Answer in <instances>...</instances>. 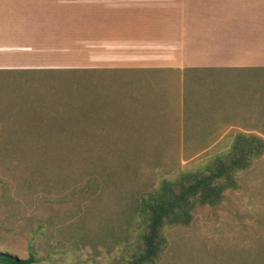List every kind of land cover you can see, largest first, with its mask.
Returning a JSON list of instances; mask_svg holds the SVG:
<instances>
[{
    "label": "rangeland",
    "instance_id": "rangeland-1",
    "mask_svg": "<svg viewBox=\"0 0 264 264\" xmlns=\"http://www.w3.org/2000/svg\"><path fill=\"white\" fill-rule=\"evenodd\" d=\"M32 73L0 72V252L21 259L35 252L34 264H128L142 194L218 150L236 130L264 136V70L201 71L177 97L151 99L142 85L144 95L128 99L122 80L109 84L98 113L107 111L108 130L125 112L129 130L159 136L124 147L119 126L108 148L62 140L69 146L54 150L59 135L36 131L91 133L92 85ZM208 115L213 123L190 128ZM173 118H184L185 127L166 132ZM164 234L151 264H264V156L238 174L221 203L197 206L188 225Z\"/></svg>",
    "mask_w": 264,
    "mask_h": 264
},
{
    "label": "crops",
    "instance_id": "crops-1",
    "mask_svg": "<svg viewBox=\"0 0 264 264\" xmlns=\"http://www.w3.org/2000/svg\"><path fill=\"white\" fill-rule=\"evenodd\" d=\"M50 68L134 71L177 97L201 71L264 68V0H0V71Z\"/></svg>",
    "mask_w": 264,
    "mask_h": 264
},
{
    "label": "trees",
    "instance_id": "trees-1",
    "mask_svg": "<svg viewBox=\"0 0 264 264\" xmlns=\"http://www.w3.org/2000/svg\"><path fill=\"white\" fill-rule=\"evenodd\" d=\"M252 70H264V68ZM0 72L23 75L33 74L32 72H45L43 73L45 75L55 76L59 79L64 78V80L68 78L71 83L77 81L79 84H81L80 82L83 83V80H90L93 99L92 132L67 133L61 127L48 132L36 131L39 135L44 134L40 135L42 137L49 136V133L53 132L59 135L60 138L52 143L51 148L54 150L62 147V140L74 141L71 145L74 147L83 144L84 148L88 150H93L95 144L100 149L108 148L111 145L110 134L112 133L110 132L116 131L119 126L124 134L119 136L118 140L123 141L124 147L126 145L127 147L139 146L138 138L144 137L143 134L129 130L133 119L129 118L128 115L126 116L124 111L123 118L115 121V130H108L107 128L112 126V121L107 119L108 114L105 109L101 114H98L101 107L99 103L104 99L110 83H113L114 80L123 81V98L131 99L132 96L144 95L142 90L139 88L137 90V86L140 87L141 82H143L141 74L138 75L134 71L121 69L89 68L5 70ZM77 124L80 125V121L76 123V126ZM126 140L131 142L125 143ZM77 143L79 145H75ZM80 143L82 144L80 145ZM63 146L68 147L69 145ZM37 147L39 149L45 148L41 145ZM217 148L218 150H212L204 158L179 170L172 177L162 178L155 189L139 197L137 215L140 221V231L137 236L136 247L129 256L128 264L153 263L160 256L165 245L164 231L166 227L188 225L197 206H215L221 203L224 193L237 187L238 174L248 170L264 156V136L256 131L236 130L229 137L228 143L226 141ZM38 259L35 252H31L26 259L0 252V264H34Z\"/></svg>",
    "mask_w": 264,
    "mask_h": 264
}]
</instances>
